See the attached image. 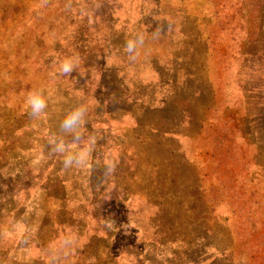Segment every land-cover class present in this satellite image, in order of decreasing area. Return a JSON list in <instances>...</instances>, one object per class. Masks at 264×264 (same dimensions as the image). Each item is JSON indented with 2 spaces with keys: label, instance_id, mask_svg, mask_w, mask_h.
Wrapping results in <instances>:
<instances>
[{
  "label": "rangeland",
  "instance_id": "obj_1",
  "mask_svg": "<svg viewBox=\"0 0 264 264\" xmlns=\"http://www.w3.org/2000/svg\"><path fill=\"white\" fill-rule=\"evenodd\" d=\"M0 264H264V0H0Z\"/></svg>",
  "mask_w": 264,
  "mask_h": 264
},
{
  "label": "clouds",
  "instance_id": "obj_2",
  "mask_svg": "<svg viewBox=\"0 0 264 264\" xmlns=\"http://www.w3.org/2000/svg\"><path fill=\"white\" fill-rule=\"evenodd\" d=\"M131 41H129V47L126 49V51L131 49ZM74 62L72 58H66L64 59L60 64V72L63 74H69L73 71L74 68ZM26 106L30 108V115L34 118L40 116L43 112V109L46 108V100L43 97V95L40 93L38 89H33L31 92L28 93L27 99H26ZM73 123V117L69 116L66 117L63 121V126L65 128L70 127ZM69 161L65 160L64 164L67 166Z\"/></svg>",
  "mask_w": 264,
  "mask_h": 264
}]
</instances>
